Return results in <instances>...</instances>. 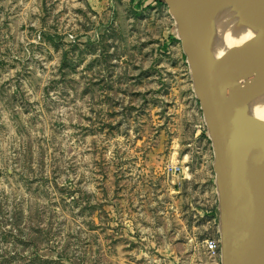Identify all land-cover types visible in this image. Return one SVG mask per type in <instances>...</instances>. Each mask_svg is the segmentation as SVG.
Segmentation results:
<instances>
[{
    "label": "rangeland",
    "instance_id": "obj_1",
    "mask_svg": "<svg viewBox=\"0 0 264 264\" xmlns=\"http://www.w3.org/2000/svg\"><path fill=\"white\" fill-rule=\"evenodd\" d=\"M213 163L165 0H0V264H222Z\"/></svg>",
    "mask_w": 264,
    "mask_h": 264
},
{
    "label": "water",
    "instance_id": "obj_2",
    "mask_svg": "<svg viewBox=\"0 0 264 264\" xmlns=\"http://www.w3.org/2000/svg\"><path fill=\"white\" fill-rule=\"evenodd\" d=\"M172 15L213 145L222 264H264V94L247 98L264 73V0H224L200 27Z\"/></svg>",
    "mask_w": 264,
    "mask_h": 264
},
{
    "label": "bare ground",
    "instance_id": "obj_3",
    "mask_svg": "<svg viewBox=\"0 0 264 264\" xmlns=\"http://www.w3.org/2000/svg\"><path fill=\"white\" fill-rule=\"evenodd\" d=\"M173 14L186 20L193 17L195 25H200L224 0H165ZM264 94V73H262L247 91V98Z\"/></svg>",
    "mask_w": 264,
    "mask_h": 264
},
{
    "label": "built area",
    "instance_id": "obj_4",
    "mask_svg": "<svg viewBox=\"0 0 264 264\" xmlns=\"http://www.w3.org/2000/svg\"><path fill=\"white\" fill-rule=\"evenodd\" d=\"M216 246L213 245V246H210V250H213Z\"/></svg>",
    "mask_w": 264,
    "mask_h": 264
}]
</instances>
